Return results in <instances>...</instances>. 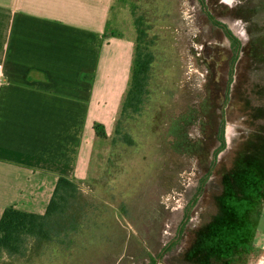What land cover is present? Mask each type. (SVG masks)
<instances>
[{
	"label": "rangeland",
	"instance_id": "1",
	"mask_svg": "<svg viewBox=\"0 0 264 264\" xmlns=\"http://www.w3.org/2000/svg\"><path fill=\"white\" fill-rule=\"evenodd\" d=\"M138 20L154 62L140 111L125 112ZM110 29L124 54L128 43V75L74 179L79 227L0 264H253L264 255V0H114Z\"/></svg>",
	"mask_w": 264,
	"mask_h": 264
},
{
	"label": "crops",
	"instance_id": "2",
	"mask_svg": "<svg viewBox=\"0 0 264 264\" xmlns=\"http://www.w3.org/2000/svg\"><path fill=\"white\" fill-rule=\"evenodd\" d=\"M113 4L0 0V218L9 206L43 214L60 175L86 177L93 124L116 113L128 75Z\"/></svg>",
	"mask_w": 264,
	"mask_h": 264
},
{
	"label": "trees",
	"instance_id": "3",
	"mask_svg": "<svg viewBox=\"0 0 264 264\" xmlns=\"http://www.w3.org/2000/svg\"><path fill=\"white\" fill-rule=\"evenodd\" d=\"M138 21L131 84L123 105L125 112L128 109L133 112L140 111L147 94L150 68L154 62L152 52L144 43L146 31L141 26L142 22ZM226 32L231 35V32ZM93 129L98 137H107L103 124L95 122ZM223 140L222 137L219 149L224 146ZM81 195V189L73 178L60 175L45 213L39 214L15 206L5 208L0 218V258L5 255L10 257L24 254L31 240L36 244L49 241L65 242L79 227L77 218L84 209L78 201Z\"/></svg>",
	"mask_w": 264,
	"mask_h": 264
}]
</instances>
